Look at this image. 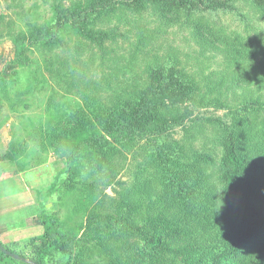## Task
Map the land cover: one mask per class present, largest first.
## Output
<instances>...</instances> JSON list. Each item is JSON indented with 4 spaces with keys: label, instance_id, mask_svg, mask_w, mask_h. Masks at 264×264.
<instances>
[{
    "label": "rangeland",
    "instance_id": "1",
    "mask_svg": "<svg viewBox=\"0 0 264 264\" xmlns=\"http://www.w3.org/2000/svg\"><path fill=\"white\" fill-rule=\"evenodd\" d=\"M92 1L0 0V76L10 83L11 98L18 91L31 89L21 98L14 113L4 112L9 115L6 127L10 128L11 124L10 131H15L22 142L28 141L29 122L44 116L45 108L51 105L60 107L65 103L82 104L86 98L97 99L106 107L128 102L147 86L152 68L173 67L194 79L196 92L187 104L193 111L192 116L170 129L167 138L179 145L182 153L190 161L197 162L209 176L217 195L218 206L214 209L219 210L224 201V186L217 173L223 160V135H234L236 142L245 144V153L252 160H255L253 153L256 150L258 155H264V148H261L264 144V64L261 63L264 15L244 0L229 1L227 9L206 10L196 5L166 22L159 18L157 9L151 5L134 11L117 8L82 27L92 33L107 35L100 44L82 35L80 29L68 28L60 33L54 45L31 48L26 53V63L9 65L14 56V43L28 36L34 26L50 23L57 10L83 8ZM200 25L202 30L197 31ZM210 28L214 32L209 33L207 29ZM224 39H227L226 43L218 42ZM212 40L216 41L213 46L206 44ZM239 47H246L243 58L238 56L242 54L237 49ZM245 107L251 111L241 115L239 111ZM162 113L180 118L182 109L176 108L171 114L162 110ZM248 129L255 135L252 149L242 137V131ZM8 132L9 129L4 135L5 143L10 136ZM146 143L145 139H140L132 148L124 146L110 161L109 169L113 173L108 174L103 192L99 191L96 202L91 206L97 221L91 222L85 230L84 219H89V211L84 216L86 218H81L79 213L70 222L69 228L75 238L82 237V229L85 230L84 235L92 237L86 245L88 249L95 250L97 256L90 257V263L121 264L128 256L134 259L131 254L136 257L143 245L137 238L127 239L128 233L140 235L142 229L157 219L155 214L162 212L160 198L158 200L154 195V185L148 186L146 194L142 195L143 181L137 177V173L148 166L140 156L146 153V150L143 152ZM58 155H64V160L50 154V160L46 162L51 164L54 182V175H65L64 190H68L72 180L78 186L94 181L95 176L90 173L87 161L73 162L74 166H69L65 154ZM37 163L35 158L28 162L29 166ZM260 164L264 166V162ZM258 172L264 176V168ZM69 192L71 198L65 191V199L72 205L77 204L74 189ZM128 198L142 208L126 221ZM162 200L169 206L170 200ZM155 202L158 203L157 211L152 207ZM118 213L126 222L125 229L107 237V233L115 232L113 219ZM57 214L63 218L68 212L60 209ZM100 214H104L105 219L101 220ZM26 215V211L21 212L8 227L12 239L25 241L40 233L39 226L28 227ZM110 217L112 221H109ZM129 225L139 231H126ZM117 235H123L120 247L114 244ZM186 236H181V239ZM97 243L110 249V255L98 254ZM15 247L16 252L27 256L24 243ZM136 262L140 263V259L137 258Z\"/></svg>",
    "mask_w": 264,
    "mask_h": 264
},
{
    "label": "trees",
    "instance_id": "2",
    "mask_svg": "<svg viewBox=\"0 0 264 264\" xmlns=\"http://www.w3.org/2000/svg\"><path fill=\"white\" fill-rule=\"evenodd\" d=\"M229 1L234 0H93L83 8L57 10L50 23L34 26L28 36L14 43V56L9 65L26 63L25 56L31 48L54 45L60 33L68 28L80 29L82 35L100 44L107 35L92 33L82 27L113 9L134 11L151 5L157 9L159 18L166 22L196 5L206 10L227 9ZM244 1L264 15V0ZM199 29L201 25L197 31ZM207 31L214 32L213 28ZM214 42L212 40L206 44L213 46ZM218 42L224 44L227 39ZM239 48L242 54L238 56L243 58L246 47ZM260 49L263 50L262 47ZM261 63L264 64V52ZM9 84L0 76V131L9 120V115L4 112L14 113L21 98L31 92V89L18 91L11 98ZM195 92L196 83L190 75L173 67L152 68L147 86L131 101L106 107L97 99L86 98L82 104L51 105L45 108L44 116L40 115L36 121L29 122L28 141L22 142L17 137L19 135L11 131L12 139L7 150L0 154V162H13L18 171H24L29 159L35 158L38 161L36 166L46 162L50 154L64 160V155L57 156L64 153L69 166H74L73 162L87 161L89 171L95 177L94 181L79 186L75 180L71 181L68 190L74 189L77 196L75 205L65 199V191L71 198V193L63 189L65 175L55 177L48 192V197L55 196L53 207L38 218L42 234L24 243L27 256L16 252L15 246L19 243L0 244L36 264H93L89 259L97 256V253L86 245L92 237L84 235L87 225L97 221L91 206L96 202L99 191L103 192L108 174L113 173L109 163L121 151L120 148H132L137 140L145 139L147 145L143 147V152L146 150V153L140 156L148 162V166L143 167L137 177L143 181L142 195L146 194L148 186L154 185V195L158 200L160 198L162 212L155 214L157 219L142 229L140 235L133 236L134 230L137 232L139 229L129 225L126 231H133L134 234L128 233L127 239L137 238L142 241L143 248L136 257L131 254L134 259L128 256L126 262L121 264H264V176L258 172L264 168L260 164L264 162V155H258L256 150L253 153L255 160H252L245 153V144L236 142L234 135H223V160L217 172L220 175H216L222 179L224 201L220 209L215 210L214 206H218L217 195L209 176L197 162L190 161L182 153L179 145L167 138L170 129L192 116L193 111L187 104L193 100ZM176 108L182 109L180 118L162 113V110L170 113ZM247 111L251 109L245 107L239 113L246 115ZM242 134L252 149L255 135L251 129L243 130ZM261 148H264V144ZM254 187L257 189L254 190ZM162 199L170 200L169 206L163 204ZM126 206L125 220L142 208L135 205L131 198H128ZM152 207L157 211L158 203H153ZM60 209L68 212L63 218L58 217ZM89 211L91 215L89 219H84L82 237L75 238L69 228L73 216L80 213L82 218ZM99 216L101 220L106 217L104 214ZM121 216L119 213L115 215V232L107 233V237L114 236L119 229H125L126 222ZM111 218L109 221H112ZM181 236L186 237L181 239ZM122 238L123 235H117L114 239L117 247H120ZM97 244L100 250L98 254L110 255V249ZM137 258L140 263L136 262ZM0 264L28 263L17 261L0 251Z\"/></svg>",
    "mask_w": 264,
    "mask_h": 264
},
{
    "label": "crops",
    "instance_id": "3",
    "mask_svg": "<svg viewBox=\"0 0 264 264\" xmlns=\"http://www.w3.org/2000/svg\"><path fill=\"white\" fill-rule=\"evenodd\" d=\"M6 125L0 131L1 154L7 150L8 144L12 139L10 131L12 125H9L10 128H7ZM8 129L10 136H8V142L5 143L3 139H5L4 135ZM49 160L50 156L47 161ZM50 172L51 164L49 162L36 166L28 165L24 171H18L13 162H0V242L2 244H23L30 239L25 241L17 238L12 239V234L8 230L13 219L21 212H27L25 221L28 227L36 228L39 226L41 228L39 232L42 233V227L38 218L44 211L49 212V209L53 207V198L55 197H48V192L54 183V173ZM54 177L56 176L54 175ZM40 233H37V236Z\"/></svg>",
    "mask_w": 264,
    "mask_h": 264
},
{
    "label": "water",
    "instance_id": "4",
    "mask_svg": "<svg viewBox=\"0 0 264 264\" xmlns=\"http://www.w3.org/2000/svg\"><path fill=\"white\" fill-rule=\"evenodd\" d=\"M0 251L2 253H4L6 256H9L17 261H21L23 263H28V264H36L34 263L33 261L29 260V259H26L18 254H15V253H12L11 251L5 249V247H3L1 244H0Z\"/></svg>",
    "mask_w": 264,
    "mask_h": 264
}]
</instances>
